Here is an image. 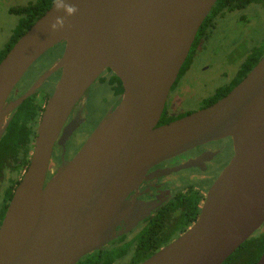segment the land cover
I'll return each mask as SVG.
<instances>
[{"label":"water","instance_id":"obj_1","mask_svg":"<svg viewBox=\"0 0 264 264\" xmlns=\"http://www.w3.org/2000/svg\"><path fill=\"white\" fill-rule=\"evenodd\" d=\"M216 0H53L0 60V137L11 112L61 70L41 113L29 164L0 223V264H75L150 209L126 194L146 170L230 137L233 154L191 225L138 264H221L264 222V54L223 97L158 125L167 93ZM61 57L8 96L46 50ZM122 83L107 113L46 182L53 141L104 69ZM126 228L118 230L120 220ZM255 264H264V251Z\"/></svg>","mask_w":264,"mask_h":264},{"label":"flooded vegetation","instance_id":"obj_2","mask_svg":"<svg viewBox=\"0 0 264 264\" xmlns=\"http://www.w3.org/2000/svg\"><path fill=\"white\" fill-rule=\"evenodd\" d=\"M227 4L219 9L212 6L199 26L188 54L167 93L158 125L209 106L223 97L264 54V0H234L233 3ZM253 24H256L263 42L258 44V41L253 39L248 47H243V43L240 42L247 31L252 32L249 29ZM236 38L239 39V43ZM57 45L61 50L55 52ZM63 50L64 43H58L39 56L26 70L7 100L28 90L37 78L57 62ZM28 72L33 73L28 76ZM60 72L59 69L47 75L34 93L28 96L34 97V103L39 106L34 135L30 142L31 150L27 157L28 161L24 165L19 166V161L14 162V159L4 160L0 164V210L6 204V211L14 189L29 164L41 113L55 88ZM101 76L107 78L110 76L107 68L71 108L53 141L44 185L56 173L62 162L74 157L99 121L118 104L122 91L115 93L113 85L99 80ZM95 85L103 89L105 87L107 94L112 96L110 101L106 100V95L103 97L108 107L101 115L98 114L97 105L92 106L90 101V94ZM221 92L224 93L223 96L209 101ZM159 121L162 122L159 123ZM232 154L231 139L225 137L202 143L150 166L137 187L125 196L128 201L137 199L151 205L150 209L125 233L97 250L124 248L122 256L112 264H132L133 256L141 253L143 255L149 251L154 253L169 243L192 224L193 217L195 219L196 213L198 215L200 211L207 190L226 166ZM9 191L11 195L8 198ZM126 224L123 219L120 220L118 230L126 228ZM262 226L263 223L256 231L261 230ZM145 232H149L146 237ZM153 234H158L160 238L171 237L156 248Z\"/></svg>","mask_w":264,"mask_h":264},{"label":"trees","instance_id":"obj_3","mask_svg":"<svg viewBox=\"0 0 264 264\" xmlns=\"http://www.w3.org/2000/svg\"><path fill=\"white\" fill-rule=\"evenodd\" d=\"M52 1L53 0H40L27 6L10 7V13L19 14L22 17L20 18V21L16 27L12 30L4 47L0 50V60L10 49L13 43L18 39V37H20V35H22L29 28L34 20L51 5ZM233 2L234 0H216L213 8L217 7V9H219L220 7L228 5L227 3ZM107 71L109 72L110 76L108 78L106 76H101L99 77V80L113 85L112 88L114 92L120 93L123 89L120 79L115 74H113L110 69L107 68ZM223 94L224 93L222 92L217 93L209 101H214V99L223 96ZM38 114L39 106L34 103V97L32 96L26 98L12 112L11 119L0 137V164H2L3 161L7 159H14V162L18 160L19 166L27 163V157L31 150L30 142L32 141L34 135V124L37 121ZM161 122L162 121H159V123ZM7 195L9 198L11 192L9 191ZM5 206H3V208L0 210V220L4 215ZM193 220H195L194 217ZM148 233L149 232H145L144 236L146 237ZM153 235L155 238L154 246H156V248H158L159 245L171 237L168 236L166 238H160L158 234ZM124 251V248H119V250H96L91 252L89 255L81 257L75 264H112L113 261L122 256ZM263 251L264 222L261 230L256 231L251 236L246 238L221 264H255ZM151 253L152 251H149L143 255L141 253L133 256L132 264L141 261Z\"/></svg>","mask_w":264,"mask_h":264},{"label":"rangeland","instance_id":"obj_4","mask_svg":"<svg viewBox=\"0 0 264 264\" xmlns=\"http://www.w3.org/2000/svg\"><path fill=\"white\" fill-rule=\"evenodd\" d=\"M40 0H0V50L4 47L6 42L8 41V38L12 32V30L16 27V25L19 23L20 18L22 17L19 14L15 13H10L9 9L10 7L13 6H27L30 4H34ZM251 31H247L242 38L240 43H243V47H248L251 43L252 40L258 41V44H262L263 39H260V34L257 31L256 24H253V26L249 29ZM260 39V40H259ZM236 40L239 43V39L236 38ZM247 42L246 44H244ZM60 47L57 45L55 46V52L60 51ZM33 73V72H32ZM31 73V74H32ZM30 72H28L29 76ZM30 74V75H31ZM106 95V100L110 101L112 99V96L107 94V89L104 87L99 88L96 85L93 86V89L90 94V101L93 105H97L98 109V114L105 111L106 108L108 107V103L106 100L103 98ZM94 106V107H95ZM229 143V142H227ZM230 145V144H228Z\"/></svg>","mask_w":264,"mask_h":264}]
</instances>
